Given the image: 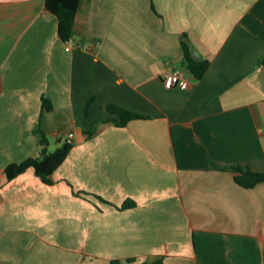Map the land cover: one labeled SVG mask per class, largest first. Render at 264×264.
<instances>
[{"label": "crops", "instance_id": "crops-1", "mask_svg": "<svg viewBox=\"0 0 264 264\" xmlns=\"http://www.w3.org/2000/svg\"><path fill=\"white\" fill-rule=\"evenodd\" d=\"M58 24L0 0V264H264V182L234 171L264 172V0H80L71 51ZM39 131L72 143L52 184L9 180Z\"/></svg>", "mask_w": 264, "mask_h": 264}, {"label": "trees", "instance_id": "trees-1", "mask_svg": "<svg viewBox=\"0 0 264 264\" xmlns=\"http://www.w3.org/2000/svg\"><path fill=\"white\" fill-rule=\"evenodd\" d=\"M80 0H46L47 10L58 18V31L61 39L65 42L72 38L74 22ZM185 60L189 70L197 77L201 78L210 66L209 60H198L193 57L188 43H184ZM43 106L50 109L49 101L43 98ZM109 113L119 116V120H112L119 126L126 125L129 121L142 118L136 113L127 109L111 105L108 107ZM39 142L42 146L40 157L37 159H28L18 164H11L6 169V176L9 180L17 177L26 170L33 168L36 175L46 184H52V175L55 170L64 162L72 148V143H65L53 152H49L48 140L41 131ZM236 172L235 181L244 188H252L257 184L264 182V172H257L249 166L238 165L234 168ZM133 203L127 202L122 208L132 207ZM146 264H165L162 258Z\"/></svg>", "mask_w": 264, "mask_h": 264}, {"label": "built area", "instance_id": "built-area-1", "mask_svg": "<svg viewBox=\"0 0 264 264\" xmlns=\"http://www.w3.org/2000/svg\"><path fill=\"white\" fill-rule=\"evenodd\" d=\"M65 45L67 51L79 49L81 47L79 44H75L72 38H70L68 41H65ZM164 79L165 87L167 88H171L174 85H179L182 88H188V83L186 81L181 80L180 76L175 72L167 71ZM69 136L72 138L74 137V134L71 133Z\"/></svg>", "mask_w": 264, "mask_h": 264}, {"label": "water", "instance_id": "water-1", "mask_svg": "<svg viewBox=\"0 0 264 264\" xmlns=\"http://www.w3.org/2000/svg\"><path fill=\"white\" fill-rule=\"evenodd\" d=\"M77 141H78V142H81V141H84V139H78Z\"/></svg>", "mask_w": 264, "mask_h": 264}]
</instances>
